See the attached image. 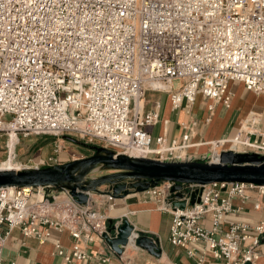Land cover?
Segmentation results:
<instances>
[{"label":"built area","instance_id":"1","mask_svg":"<svg viewBox=\"0 0 264 264\" xmlns=\"http://www.w3.org/2000/svg\"><path fill=\"white\" fill-rule=\"evenodd\" d=\"M230 82L264 95V0H0V133L11 139L68 136L134 158L191 161L184 151L189 131L169 143L165 133L153 137L160 114L146 111L144 98L165 93L175 110L200 94L229 108ZM233 139L243 150H212L203 160L216 162L229 150L264 155V127ZM55 164L48 158L34 168ZM174 184L131 193L171 215L172 246L194 264H255L264 221L226 218L249 203L261 209L264 186L181 184L172 191ZM45 188L53 189L0 188V264H15L3 258L13 229L41 244L66 232L68 249L53 241L60 264L89 260L88 247L104 240L115 219L112 196L88 193L79 204L66 189ZM170 200L185 201V208Z\"/></svg>","mask_w":264,"mask_h":264},{"label":"crops","instance_id":"2","mask_svg":"<svg viewBox=\"0 0 264 264\" xmlns=\"http://www.w3.org/2000/svg\"><path fill=\"white\" fill-rule=\"evenodd\" d=\"M229 90L232 93L229 108L199 94L191 106L186 107L183 104L181 108L175 110L171 108L167 94L158 93L163 96L152 103L147 94L156 92H148L144 98L145 110L157 109L160 114V123L150 129L152 136L165 133L166 142L169 143L174 139L180 140L181 136L189 131L185 153L194 158L191 161L205 162L203 157L220 148L215 142L220 141L218 144L224 148L244 129L250 131L264 127V95H256L246 90L239 82H230ZM210 106L213 108L212 111L208 109ZM182 124L188 125L189 130H184ZM236 142L237 140L234 144ZM252 205L247 204L242 213L228 215L226 220L249 224L264 221V199L259 210L253 211ZM111 215L115 218L112 220L113 224H120L126 219L136 233L157 240L161 255L155 257L129 244L124 247L121 256H117L113 252L109 254L111 250L105 240L97 239L88 247L90 259L77 264H194V260L187 257L184 249L169 243L171 215L160 211L155 201L146 199L142 194H130L115 201V210ZM114 234L113 232L112 235ZM54 238H58L65 249L70 247L71 242L66 232L53 234L52 239L41 244L34 238L24 237L18 229H13L6 239L3 258L6 261H14L15 264H60L61 259L54 251ZM258 252L255 264H264V239L260 240ZM108 254L109 261L102 263L100 258ZM210 263L208 260L206 264Z\"/></svg>","mask_w":264,"mask_h":264},{"label":"water","instance_id":"3","mask_svg":"<svg viewBox=\"0 0 264 264\" xmlns=\"http://www.w3.org/2000/svg\"><path fill=\"white\" fill-rule=\"evenodd\" d=\"M93 155L82 159L44 168H25L19 170H0V188L53 187L66 189L79 204H84L88 193L106 194L115 200L124 199L131 193H142L161 181L175 183L172 191L179 190L181 184L204 186L211 183H245L264 186V155L223 151L216 162L198 161H160L150 158H134L115 154L103 147H92ZM97 167L112 173L95 179L87 175ZM106 185L107 190L100 187ZM198 189L191 194L190 204L196 201ZM170 202L185 208V201ZM115 232V236H109ZM264 237V236H263ZM132 238L134 245L150 255L159 257V242L142 233H136L125 219L115 226L108 222L107 233L103 239L117 256ZM245 264H250L246 262Z\"/></svg>","mask_w":264,"mask_h":264},{"label":"rangeland","instance_id":"4","mask_svg":"<svg viewBox=\"0 0 264 264\" xmlns=\"http://www.w3.org/2000/svg\"><path fill=\"white\" fill-rule=\"evenodd\" d=\"M162 94L148 93L152 103L159 100ZM92 147H99L96 144H88L84 141L74 139L68 136L56 137L50 135H27L18 134L17 138L11 139L9 136L0 133V168L18 166L17 169L34 168L40 160L51 158L61 165L75 159H82L91 156L94 153ZM229 146L224 149L228 150ZM223 149V148H222ZM235 150H243L240 146L233 147ZM48 167L47 165L39 168ZM106 169L98 167L92 170L87 179H95L100 176L109 174ZM162 182V181H161ZM100 189H107L106 185ZM52 188H45L44 193L51 192ZM54 190V188H53ZM208 218V217H207ZM210 225H208L209 227Z\"/></svg>","mask_w":264,"mask_h":264},{"label":"bare ground","instance_id":"5","mask_svg":"<svg viewBox=\"0 0 264 264\" xmlns=\"http://www.w3.org/2000/svg\"><path fill=\"white\" fill-rule=\"evenodd\" d=\"M253 119V118H252ZM236 140V139H235ZM235 140H232L231 142H229L230 143V147H233V145H234V142H235ZM218 145V147H220V148H217L215 151L216 152H218L219 150H221V145H219L218 143L216 144V146ZM223 148V147H222ZM18 167V166H17ZM17 167L16 166H14V165H12V166H10V167H4V166H2L1 168H0V170H19V168L17 169ZM122 203V202H121ZM115 210V209H114ZM113 210V211H114ZM112 211V212H113Z\"/></svg>","mask_w":264,"mask_h":264},{"label":"flooded vegetation","instance_id":"6","mask_svg":"<svg viewBox=\"0 0 264 264\" xmlns=\"http://www.w3.org/2000/svg\"><path fill=\"white\" fill-rule=\"evenodd\" d=\"M93 155V154H92Z\"/></svg>","mask_w":264,"mask_h":264}]
</instances>
